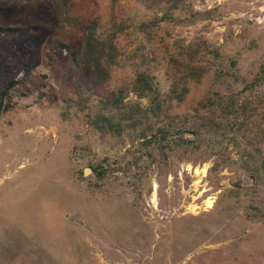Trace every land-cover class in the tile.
Returning <instances> with one entry per match:
<instances>
[{
  "label": "rangeland",
  "instance_id": "1",
  "mask_svg": "<svg viewBox=\"0 0 264 264\" xmlns=\"http://www.w3.org/2000/svg\"><path fill=\"white\" fill-rule=\"evenodd\" d=\"M66 1L0 0V25L21 28L0 41L1 83L32 70L0 117V264H264V187L237 161L264 130V0H186L159 24L164 0ZM95 19L122 29L103 84L66 52ZM143 71L160 116L135 91ZM118 94L147 113L146 138L92 125ZM211 118L227 135L177 145Z\"/></svg>",
  "mask_w": 264,
  "mask_h": 264
},
{
  "label": "trees",
  "instance_id": "2",
  "mask_svg": "<svg viewBox=\"0 0 264 264\" xmlns=\"http://www.w3.org/2000/svg\"><path fill=\"white\" fill-rule=\"evenodd\" d=\"M65 9H68L69 5H66V0H60ZM166 11L162 16H157L154 24H159L165 19H172L173 13L182 8L186 0H164ZM37 23L42 25L50 26L49 23L40 22L36 20ZM147 27H150V23L143 24ZM115 26V25H114ZM20 27H10L0 25V41L8 40L9 38L16 36ZM120 30H116L113 33L106 34L101 30L99 22L95 19L88 27L87 32L81 42L79 49L66 50L70 55L73 65L76 68H83L90 71L94 77L96 84L106 83L112 76L113 67L117 63L119 56V49L116 43V36ZM31 67L27 66L24 69L20 70L12 79L1 83L0 78V117L13 109L17 104L18 100L21 97V94L18 93V86L31 75ZM135 91L139 96H151L152 102L154 104V114H158L162 111V104L158 101V89L155 84L149 78L147 72H140L136 78L135 82ZM157 100V101H156ZM98 105L99 110L91 113L90 119L92 125L100 132H112L115 134H122V132L129 128L131 130H139V125H142L143 122L140 120L141 117H146L147 113L142 110V108L137 106H132L130 108H123L121 96L114 95L109 99H99ZM152 104V105H153ZM230 107V106H229ZM229 109V108H227ZM149 119V117L147 116ZM210 123H194L189 129L192 132V140L185 138L183 132L186 129L178 130V140L177 145L180 147H189L188 143H194L195 139L199 137L203 132L211 134L212 137L217 138L220 136L227 135V128L224 125V122L221 120H216L214 118L210 119ZM151 127V126H149ZM137 132L135 137L146 138L147 132L145 127ZM158 137L154 135V139L147 140L143 144L152 145L155 142H158V145L167 139L169 130L168 129H158ZM255 134L245 135V156H248L251 160H246L244 156H240L237 160L243 168L249 169L250 162H255L257 172L258 183L264 187V155H263V139H264V130L256 131ZM160 135V136H159ZM235 140L234 138H231ZM219 140L218 142L220 143ZM218 144L219 147V143ZM215 143V144H216ZM194 146V145H193ZM159 147V146H158ZM214 152L220 151V147ZM213 152V153H214ZM95 169V168H94ZM96 171L98 174L99 170ZM264 191V190H263Z\"/></svg>",
  "mask_w": 264,
  "mask_h": 264
},
{
  "label": "water",
  "instance_id": "3",
  "mask_svg": "<svg viewBox=\"0 0 264 264\" xmlns=\"http://www.w3.org/2000/svg\"><path fill=\"white\" fill-rule=\"evenodd\" d=\"M92 171V168L91 167H87L84 171V174L85 175H88L90 172Z\"/></svg>",
  "mask_w": 264,
  "mask_h": 264
},
{
  "label": "bare ground",
  "instance_id": "4",
  "mask_svg": "<svg viewBox=\"0 0 264 264\" xmlns=\"http://www.w3.org/2000/svg\"><path fill=\"white\" fill-rule=\"evenodd\" d=\"M212 202H213V200H210V201H209L210 206L212 205Z\"/></svg>",
  "mask_w": 264,
  "mask_h": 264
}]
</instances>
